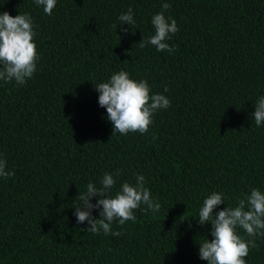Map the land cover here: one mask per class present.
<instances>
[{"label":"trees","instance_id":"16d2710c","mask_svg":"<svg viewBox=\"0 0 264 264\" xmlns=\"http://www.w3.org/2000/svg\"><path fill=\"white\" fill-rule=\"evenodd\" d=\"M163 3L179 28L171 53L139 46ZM130 7L135 25H120ZM5 11L31 16L38 60L25 84L0 81V159L15 173L0 177V264H207L204 198L223 194L215 214L264 191V125L253 117L264 96V0H57L51 15L34 0H0ZM121 70L170 101L147 133L113 134L98 104L95 85ZM117 171L109 195L140 174L160 210L141 205L135 221H113L119 237L94 235L77 223L78 195ZM255 243L246 264H264V237Z\"/></svg>","mask_w":264,"mask_h":264},{"label":"clouds","instance_id":"9594fccd","mask_svg":"<svg viewBox=\"0 0 264 264\" xmlns=\"http://www.w3.org/2000/svg\"><path fill=\"white\" fill-rule=\"evenodd\" d=\"M57 0H34L43 7L44 13L51 15ZM170 8L169 3L162 4V11L152 16L151 24L154 34L142 38L139 46H155L157 51L173 52L166 42L179 31L177 22L167 17L164 11ZM120 25H135L133 9L119 16ZM127 31V29H125ZM35 32L33 21L29 14L10 15L7 11L0 13V81L23 85L31 79L37 69V46L34 42ZM127 62V61H125ZM99 93L98 104L105 108L107 120L111 122L113 134L139 132L147 133L152 124L153 114L160 109L170 107L169 99L162 94H151L147 80L136 81L129 77L126 71L113 73L107 82L95 85ZM167 91V89H165ZM253 114L257 126L264 125V96H260L254 104ZM6 160L0 159V177L14 176L12 171H6ZM116 173L105 172L100 180V187L89 182L86 191L78 195L81 204L74 207L77 223L85 221L90 225L87 232L98 235L101 231L105 235L119 237L121 232L112 231L113 221L124 225L126 221H135L134 210L144 205L145 213L151 211L154 215L160 210L158 200L152 198L150 190L145 187V177L136 175L133 186L123 182L119 191L113 196L110 190L115 186ZM97 197L95 204L91 199ZM225 204L222 193L212 192L204 198L198 211V221L201 225H212L211 236L206 237L199 244V258L207 264H246V257L250 247L256 248V237H264V191L251 188L250 193L238 200L235 207L227 206L214 214V209ZM93 209H100V218L92 216ZM237 229L244 231L248 239L238 234Z\"/></svg>","mask_w":264,"mask_h":264}]
</instances>
